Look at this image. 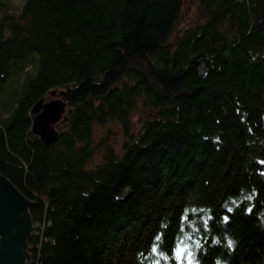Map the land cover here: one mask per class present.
Listing matches in <instances>:
<instances>
[{
  "label": "trees",
  "instance_id": "1",
  "mask_svg": "<svg viewBox=\"0 0 264 264\" xmlns=\"http://www.w3.org/2000/svg\"><path fill=\"white\" fill-rule=\"evenodd\" d=\"M197 1L173 40L186 0H26L3 18L0 90L39 54L0 124V174L34 227L50 223L36 264H150L149 242L185 208L202 229L212 217L200 264H264V0ZM56 92L67 105L47 145L32 109ZM108 122L123 151L105 146L90 168Z\"/></svg>",
  "mask_w": 264,
  "mask_h": 264
},
{
  "label": "water",
  "instance_id": "2",
  "mask_svg": "<svg viewBox=\"0 0 264 264\" xmlns=\"http://www.w3.org/2000/svg\"><path fill=\"white\" fill-rule=\"evenodd\" d=\"M55 94H53L54 96ZM66 101H40L32 109L33 131L47 145L60 135L57 123L66 110ZM18 191L0 174V264H25L32 222L28 204Z\"/></svg>",
  "mask_w": 264,
  "mask_h": 264
},
{
  "label": "rangeland",
  "instance_id": "3",
  "mask_svg": "<svg viewBox=\"0 0 264 264\" xmlns=\"http://www.w3.org/2000/svg\"><path fill=\"white\" fill-rule=\"evenodd\" d=\"M184 11L174 30L171 40H173L180 29L191 28L196 25L202 15L197 0H186ZM26 0H0V30L3 18L12 15H18L19 11L25 5ZM187 9L189 10L187 13ZM5 27V25L3 26ZM6 29V27H5ZM7 31V30H6ZM31 67L21 75L10 77L3 88L0 90V124L7 125L10 123L15 111V102L25 90L27 83L35 78L39 72V54L33 53L30 56ZM60 92V89H57ZM56 92L48 101L62 99ZM47 101V102H48ZM125 134L123 127L117 122H108L104 126H97L93 134L94 154L89 163L90 168L96 167L102 162V154L105 153V146H111L119 154L123 151Z\"/></svg>",
  "mask_w": 264,
  "mask_h": 264
},
{
  "label": "snow or ice",
  "instance_id": "4",
  "mask_svg": "<svg viewBox=\"0 0 264 264\" xmlns=\"http://www.w3.org/2000/svg\"><path fill=\"white\" fill-rule=\"evenodd\" d=\"M264 163V161L260 162ZM251 199V197H247ZM210 209H191L195 216L197 213L210 212ZM231 211V208L228 209ZM251 212V209L247 210ZM203 220V229L197 226L196 219H189V209L185 208L178 216L174 230L169 233L171 225H164L162 230L158 231L149 242L146 249L145 259L150 260V264H200L198 253L203 250L204 245L201 239H197V234L208 228V222L211 216L201 217ZM224 222L228 217H223ZM186 228L188 231H186ZM218 243V242H217ZM232 241H228L227 246L231 248ZM145 255V253H139Z\"/></svg>",
  "mask_w": 264,
  "mask_h": 264
},
{
  "label": "built area",
  "instance_id": "5",
  "mask_svg": "<svg viewBox=\"0 0 264 264\" xmlns=\"http://www.w3.org/2000/svg\"><path fill=\"white\" fill-rule=\"evenodd\" d=\"M49 226H50V223L44 220L43 222L39 223L36 227L32 229L31 238L28 243L25 264H36L35 260L32 258L34 249H37V248L41 249L42 247H44V243L48 241V237H44V230ZM34 236H38L37 238L39 242V243L37 242L35 246L31 244V240Z\"/></svg>",
  "mask_w": 264,
  "mask_h": 264
},
{
  "label": "flooded vegetation",
  "instance_id": "6",
  "mask_svg": "<svg viewBox=\"0 0 264 264\" xmlns=\"http://www.w3.org/2000/svg\"><path fill=\"white\" fill-rule=\"evenodd\" d=\"M33 227H34V225L32 224V228H31V230L33 229Z\"/></svg>",
  "mask_w": 264,
  "mask_h": 264
}]
</instances>
